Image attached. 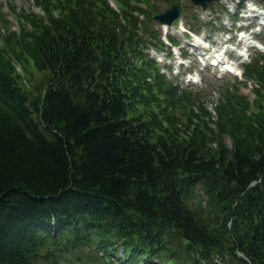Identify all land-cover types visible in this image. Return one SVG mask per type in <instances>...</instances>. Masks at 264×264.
<instances>
[{
  "label": "trees",
  "instance_id": "trees-1",
  "mask_svg": "<svg viewBox=\"0 0 264 264\" xmlns=\"http://www.w3.org/2000/svg\"><path fill=\"white\" fill-rule=\"evenodd\" d=\"M116 2L0 20V264L115 244L122 264H264V64L252 100L222 88L212 113L143 60L156 3Z\"/></svg>",
  "mask_w": 264,
  "mask_h": 264
},
{
  "label": "rangeland",
  "instance_id": "rangeland-1",
  "mask_svg": "<svg viewBox=\"0 0 264 264\" xmlns=\"http://www.w3.org/2000/svg\"><path fill=\"white\" fill-rule=\"evenodd\" d=\"M156 5L158 6V8H163L165 3L162 2V0H157ZM10 4H14L15 5V9H14V13H12L10 11V8L8 7ZM228 6L230 9H232V11H234L236 9V5L237 2L236 0H226V2H221L220 6ZM219 6L215 5L213 7V12H217L219 14ZM258 8V7H257ZM21 10L23 12H35V13H39L40 10L39 8H37L33 2V0H0V20L2 19V17H5V19L7 20L8 23H10V26L7 27L8 30H18L20 28L19 23H18V19H17V14L19 12H21ZM3 14H5L3 16ZM191 15V14H190ZM221 15V14H219ZM2 16V17H1ZM223 18L225 20V22H227V26L230 27V22L227 19V17L225 16V14H222L220 16V19ZM188 19L187 16H184V22ZM242 22H238V25L241 24ZM186 24V23H185ZM237 26V25H236ZM218 30L212 32L213 34L212 37L214 38H218L221 39V37L223 36V33L221 30H219L220 25L217 24ZM1 30V29H0ZM3 30V29H2ZM4 31H0V39L2 37V35L4 34ZM209 33V32H208ZM264 41V39H263ZM250 55L249 58L251 59V57H253L256 53H258L257 49L253 48L250 50ZM190 60H192V58H190ZM238 60V59H237ZM193 64L192 61H190V65ZM190 67V66H189ZM19 71H20V67H18ZM189 70H191V67L188 68ZM188 69L183 70L184 72L188 71ZM21 72V71H20ZM25 78H27V75H24ZM37 76V75H35ZM183 76H181L182 78ZM232 76L225 74L223 76H217L216 74L209 76L206 75L205 78H203V82L201 84V86L198 89H202L203 93L202 95L207 97V100L205 101L207 106H214L219 97H220V90L221 87L223 86H232ZM255 83L252 81H247L246 84H240L237 85L238 88H240L241 86V91L243 93L246 94L247 97L251 98L252 97V93H251V87L254 85ZM228 142L230 141L228 138L226 139ZM201 195V194H200Z\"/></svg>",
  "mask_w": 264,
  "mask_h": 264
},
{
  "label": "water",
  "instance_id": "water-1",
  "mask_svg": "<svg viewBox=\"0 0 264 264\" xmlns=\"http://www.w3.org/2000/svg\"><path fill=\"white\" fill-rule=\"evenodd\" d=\"M194 3H203L206 0H193ZM180 13V6L176 3H172L170 8L165 9V11L155 15V18L160 22L170 23L174 18H176Z\"/></svg>",
  "mask_w": 264,
  "mask_h": 264
}]
</instances>
